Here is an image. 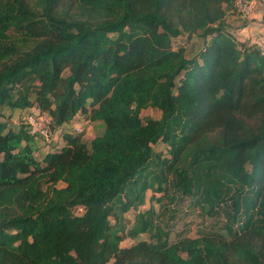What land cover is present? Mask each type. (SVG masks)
Segmentation results:
<instances>
[{"label": "trees", "instance_id": "1", "mask_svg": "<svg viewBox=\"0 0 264 264\" xmlns=\"http://www.w3.org/2000/svg\"><path fill=\"white\" fill-rule=\"evenodd\" d=\"M230 10L0 0V264H264V55L232 36ZM90 124L86 142L74 127ZM149 192L157 210L140 211Z\"/></svg>", "mask_w": 264, "mask_h": 264}, {"label": "rangeland", "instance_id": "2", "mask_svg": "<svg viewBox=\"0 0 264 264\" xmlns=\"http://www.w3.org/2000/svg\"><path fill=\"white\" fill-rule=\"evenodd\" d=\"M200 43H201L200 40H198L195 37H193L192 40H190V42H187L184 40L183 36L172 41L174 48H177L178 46L183 47V44H185L187 57H190V56L196 54V52L198 51V49L200 47ZM5 114L7 117L9 116V118H10L9 124L12 127H16L18 125V123L21 122L22 115H19L17 113H14L13 115H9L10 113H7V112H5ZM158 116H159V113L156 110L150 109V108L144 109L140 112V117L143 121L147 118H158ZM81 128L83 130L82 138L86 142H88L91 139H93L94 137L100 135L101 130H102V126L100 124H90V125L82 126ZM57 142H58V137L55 136V138L50 143V145L52 146L51 148H54L56 146ZM57 146H58V144H57ZM164 148H165L164 145H161V144L154 146V149L157 151H164ZM46 150H47V148L44 146V143L37 142L36 145L34 146V153H35L36 158H38V159L42 158V156L44 155ZM152 196H153V194L151 192H149L147 194L146 202H145L144 206H142L140 208V211L146 210L150 206H153V208L155 210H157V204L154 201H150ZM155 196H158V195H155ZM134 214L135 213H133V212L126 214L125 218H126L128 225H131V223L133 221ZM189 220H191L192 227L195 228V226L199 225L201 218L199 216H193L191 219L190 218L185 219L184 222H188ZM181 227H182V224L180 222L176 226V230L177 231L181 230ZM145 238H146L145 236H140V239H145ZM129 245H130V243L128 242V240H126L122 243V246H129Z\"/></svg>", "mask_w": 264, "mask_h": 264}, {"label": "built area", "instance_id": "3", "mask_svg": "<svg viewBox=\"0 0 264 264\" xmlns=\"http://www.w3.org/2000/svg\"><path fill=\"white\" fill-rule=\"evenodd\" d=\"M257 0H234V10L237 15L243 19H248L256 6ZM252 43L259 52L260 55H264V26L261 27L260 31L257 32ZM26 124L29 127L30 134L37 135L39 137L47 138L46 126L48 124V118L44 113H32L26 118ZM82 126L76 125L74 127L75 134H82Z\"/></svg>", "mask_w": 264, "mask_h": 264}, {"label": "crops", "instance_id": "4", "mask_svg": "<svg viewBox=\"0 0 264 264\" xmlns=\"http://www.w3.org/2000/svg\"><path fill=\"white\" fill-rule=\"evenodd\" d=\"M226 25L235 39L250 44L254 35L264 26V0H257L252 15L246 20L230 10L227 14Z\"/></svg>", "mask_w": 264, "mask_h": 264}]
</instances>
